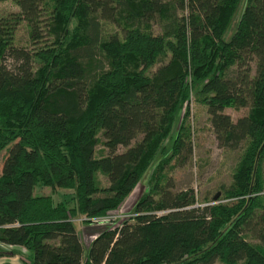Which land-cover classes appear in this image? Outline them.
I'll list each match as a JSON object with an SVG mask.
<instances>
[{"label":"trees","instance_id":"trees-1","mask_svg":"<svg viewBox=\"0 0 264 264\" xmlns=\"http://www.w3.org/2000/svg\"><path fill=\"white\" fill-rule=\"evenodd\" d=\"M12 1L0 15V255L21 245L25 264H264V0H245L228 39L239 0ZM192 96L221 145L244 143L229 183L202 201L166 169L192 150ZM241 106L235 120L223 111ZM154 159L133 212L112 222ZM76 217L104 224L85 252Z\"/></svg>","mask_w":264,"mask_h":264},{"label":"rangeland","instance_id":"rangeland-1","mask_svg":"<svg viewBox=\"0 0 264 264\" xmlns=\"http://www.w3.org/2000/svg\"><path fill=\"white\" fill-rule=\"evenodd\" d=\"M245 5V0H239L234 17L230 21L227 29L223 34L224 39H228L231 33L234 31L237 19ZM18 6L12 0H0V15L6 13L10 10H17ZM16 44L26 45L28 43V37L25 25L22 23L18 26L16 31ZM6 64L11 66L10 58L6 59ZM252 71L254 72V62L252 61ZM189 115L187 122L191 125L192 130V150L188 155L187 160L182 164H175L171 168L166 165L168 173L173 177V188L180 189L188 186H192L199 201L203 200L204 195H213L218 192L221 193L223 186H226L230 179L233 168L239 159L241 151L243 149L244 143L241 142L236 147H229L221 145L218 141L216 133L213 126L209 120V113L204 105L199 101L191 97L188 104ZM224 112L228 113L233 120L237 117L244 115L248 111V106H241L239 108L226 107L223 109ZM141 134L138 135V138ZM100 142L96 145V154H101L103 152L101 140L102 135L99 134ZM124 147L120 146V150ZM5 151L0 155V171L2 166V160ZM145 171L143 176L134 185V187L126 195L122 203L117 207L109 210L108 216L112 217V222H115L119 217L123 218L133 212L134 206L138 198L143 192H145L149 187V178L153 163ZM262 172L264 178V161L262 164ZM97 179L105 184L107 183V178L101 172H97ZM59 188L55 191L58 196L61 191ZM62 191H65L62 189ZM34 192L50 193L51 187L43 186L34 188ZM120 218V219H121ZM74 220L75 226L79 229L80 222L82 218ZM95 223V224H92ZM89 224L91 226H85L83 229H79L81 238L84 244V252L87 249V243L92 235L104 224L99 222H92ZM248 239L251 241H257V239L249 235ZM27 263L31 262V255L24 256ZM214 264H222L220 262H215Z\"/></svg>","mask_w":264,"mask_h":264},{"label":"crops","instance_id":"crops-1","mask_svg":"<svg viewBox=\"0 0 264 264\" xmlns=\"http://www.w3.org/2000/svg\"><path fill=\"white\" fill-rule=\"evenodd\" d=\"M81 217H76L74 220L79 221L78 219H80ZM99 223L103 224V221H99ZM95 224V223H93ZM89 227L91 225L86 224L85 222H80V227L79 229H83L84 227ZM77 231L79 232V229L76 227ZM96 233H94L92 236L94 237ZM79 235L81 236L80 232ZM91 237V239L93 238ZM82 239V238H81ZM91 239H89L88 243L91 241ZM88 243L86 245H88ZM5 249H7L9 252L0 255V264H25V258L24 256L26 255H30L29 251L21 246V245H7L4 246Z\"/></svg>","mask_w":264,"mask_h":264},{"label":"water","instance_id":"water-1","mask_svg":"<svg viewBox=\"0 0 264 264\" xmlns=\"http://www.w3.org/2000/svg\"><path fill=\"white\" fill-rule=\"evenodd\" d=\"M218 192L213 195L214 198H217Z\"/></svg>","mask_w":264,"mask_h":264},{"label":"built area","instance_id":"built-area-1","mask_svg":"<svg viewBox=\"0 0 264 264\" xmlns=\"http://www.w3.org/2000/svg\"><path fill=\"white\" fill-rule=\"evenodd\" d=\"M82 218V217H81Z\"/></svg>","mask_w":264,"mask_h":264}]
</instances>
